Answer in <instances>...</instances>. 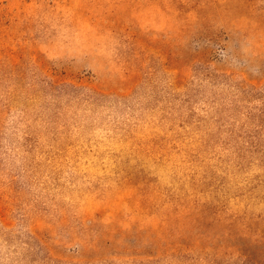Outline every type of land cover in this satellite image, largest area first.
<instances>
[{"label":"rangeland","instance_id":"374dc122","mask_svg":"<svg viewBox=\"0 0 264 264\" xmlns=\"http://www.w3.org/2000/svg\"><path fill=\"white\" fill-rule=\"evenodd\" d=\"M250 87L264 0H0V264L256 252L264 166L227 141Z\"/></svg>","mask_w":264,"mask_h":264},{"label":"trees","instance_id":"16d2710c","mask_svg":"<svg viewBox=\"0 0 264 264\" xmlns=\"http://www.w3.org/2000/svg\"><path fill=\"white\" fill-rule=\"evenodd\" d=\"M244 98L257 100L260 105L247 111L245 118L257 120L255 127L244 124L236 127L235 124L227 128V141L231 146H237L240 159H253L258 157L264 166V94L254 87L242 90ZM236 108V107H235ZM236 110V109H235ZM239 145V146H238ZM248 159V160H249ZM258 247L256 252L242 253L235 264H264V235L252 240Z\"/></svg>","mask_w":264,"mask_h":264}]
</instances>
